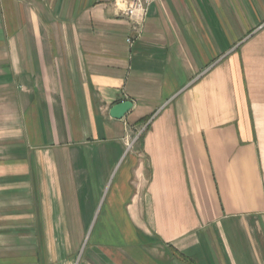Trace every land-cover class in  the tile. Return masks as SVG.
<instances>
[{
	"label": "crops",
	"instance_id": "crops-1",
	"mask_svg": "<svg viewBox=\"0 0 264 264\" xmlns=\"http://www.w3.org/2000/svg\"><path fill=\"white\" fill-rule=\"evenodd\" d=\"M0 264H264V0H0Z\"/></svg>",
	"mask_w": 264,
	"mask_h": 264
},
{
	"label": "built area",
	"instance_id": "built-area-1",
	"mask_svg": "<svg viewBox=\"0 0 264 264\" xmlns=\"http://www.w3.org/2000/svg\"><path fill=\"white\" fill-rule=\"evenodd\" d=\"M160 0H114L115 8L134 24V30L140 35L146 14L152 4ZM131 42V40H129Z\"/></svg>",
	"mask_w": 264,
	"mask_h": 264
},
{
	"label": "water",
	"instance_id": "water-1",
	"mask_svg": "<svg viewBox=\"0 0 264 264\" xmlns=\"http://www.w3.org/2000/svg\"><path fill=\"white\" fill-rule=\"evenodd\" d=\"M133 104L129 101L122 102L114 106L110 112L113 119L121 120L132 109Z\"/></svg>",
	"mask_w": 264,
	"mask_h": 264
}]
</instances>
